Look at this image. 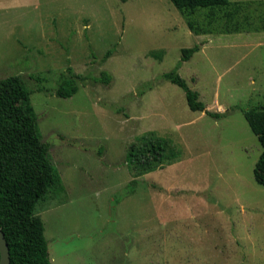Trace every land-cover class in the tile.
<instances>
[{
    "label": "rangeland",
    "instance_id": "rangeland-1",
    "mask_svg": "<svg viewBox=\"0 0 264 264\" xmlns=\"http://www.w3.org/2000/svg\"><path fill=\"white\" fill-rule=\"evenodd\" d=\"M230 1L249 3L243 32L201 12L209 33L195 35L170 0H0V79L33 92L61 180L35 208L51 264H264L262 146L244 115L264 105V0ZM195 46L178 73L220 119L164 78ZM69 69L79 91L59 98ZM151 134L170 164L131 170L130 146Z\"/></svg>",
    "mask_w": 264,
    "mask_h": 264
},
{
    "label": "trees",
    "instance_id": "trees-1",
    "mask_svg": "<svg viewBox=\"0 0 264 264\" xmlns=\"http://www.w3.org/2000/svg\"><path fill=\"white\" fill-rule=\"evenodd\" d=\"M170 1L188 19V26L195 35L209 33L191 19L201 12H205L209 26L225 19L224 33L243 32L238 19L249 3L230 0ZM199 51V46L184 49L180 64L164 78L185 92L192 111L205 112L214 119H220L223 114L209 111L200 101L199 93L193 91L178 73L182 63L188 62ZM112 53V50L108 51L104 62ZM80 79L83 76L69 69L68 74L60 78L57 97L71 98L77 94ZM110 80L109 75L103 73V81L108 83ZM32 93L20 76L0 79V228L9 245L11 264H51L45 225L35 215V208L50 187L61 180L47 160V150L41 144L37 131V119L28 111ZM244 115L262 146L254 176L256 182L264 186V105L250 108ZM167 147L166 139L155 134L146 135L140 144L130 146L126 163L131 170L137 168L143 174L154 172L160 166L170 164L166 162ZM138 183V180H133L131 185Z\"/></svg>",
    "mask_w": 264,
    "mask_h": 264
},
{
    "label": "water",
    "instance_id": "water-1",
    "mask_svg": "<svg viewBox=\"0 0 264 264\" xmlns=\"http://www.w3.org/2000/svg\"><path fill=\"white\" fill-rule=\"evenodd\" d=\"M0 264H11L10 249L6 236L0 228Z\"/></svg>",
    "mask_w": 264,
    "mask_h": 264
}]
</instances>
